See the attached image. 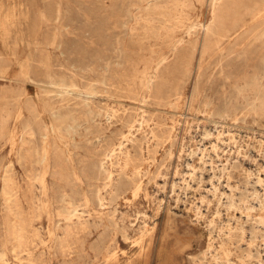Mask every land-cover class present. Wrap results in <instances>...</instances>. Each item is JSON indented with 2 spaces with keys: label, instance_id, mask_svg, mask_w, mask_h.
<instances>
[{
  "label": "rangeland",
  "instance_id": "rangeland-1",
  "mask_svg": "<svg viewBox=\"0 0 264 264\" xmlns=\"http://www.w3.org/2000/svg\"><path fill=\"white\" fill-rule=\"evenodd\" d=\"M168 1L16 0V11L3 13L0 20V32L4 36L0 39V88L10 84L21 88L25 97L36 102L39 118L46 124L47 131L36 164L22 162L19 142L27 110L22 105L12 113L16 123L12 142L9 148L0 146V251H7V261L0 264H17L20 255L29 257V253L18 250L20 245L31 251L35 264H258L259 258L264 260V221H259L260 216L264 218V195L262 191L254 195L257 187L260 188L258 176L264 174L261 163L264 164V17L248 22L236 34L212 36L217 40L213 41L205 31L206 23L215 15L211 0ZM8 3V0H0L2 12ZM157 6L160 9H156ZM192 23L195 27H191ZM48 39L52 40V45L47 47L45 40ZM55 41H59L58 44ZM12 58L17 61L14 67H11ZM51 78L72 81L75 85L64 86L68 92L61 91V86L52 83ZM44 86L54 91L47 94ZM109 106L117 108V115L112 119L106 116ZM224 106H239L250 113L240 112L238 121L218 113L210 119L206 117L208 108L221 110ZM143 113L142 125L137 124L129 133L131 138L125 140L132 161L130 167L124 169L125 178L128 173L133 174L132 184L143 181L141 194L134 195L129 190L101 206L90 197L88 182L82 174V159L99 160L101 148L118 144L123 134L129 132V124ZM206 128H210L212 134H206ZM221 128L236 130L237 138L219 140L218 146L213 147L210 139L216 141ZM54 141L64 153L63 164L56 162ZM206 146L209 148L205 149ZM8 165H12L10 171L21 185L23 211L28 220H32V225L17 239H11L12 228H4L5 213L1 210L3 175ZM192 166L196 167V173L190 178ZM64 178H73L85 195L89 210L82 211L80 207L83 215L79 226L59 221L57 209L63 203L56 201L55 196L66 183ZM207 196L211 201L206 203ZM148 226L153 227L148 230ZM105 233L110 234L109 237ZM59 239L63 240L64 248L60 247ZM98 241L100 244L103 241V251L118 253L117 258L105 261L96 248Z\"/></svg>",
  "mask_w": 264,
  "mask_h": 264
},
{
  "label": "bare ground",
  "instance_id": "bare-ground-1",
  "mask_svg": "<svg viewBox=\"0 0 264 264\" xmlns=\"http://www.w3.org/2000/svg\"><path fill=\"white\" fill-rule=\"evenodd\" d=\"M6 1V0H5ZM147 1V0H146ZM170 1V0H169ZM168 1V2H169ZM181 1V0H180ZM193 1V0H191ZM190 1V2H191ZM8 4H7V7L4 9V11L2 12L1 9H0V20L4 17L3 16V13L6 12V10H9V11H16V0H8ZM11 2L15 3V5H12ZM174 2V1H173ZM177 2V1H176ZM189 2V3H190ZM203 3V2H202ZM184 4V2H183ZM191 4V3H190ZM211 4L213 5V8L214 9V12H215V15H214V18L211 19V22L209 23H206V27H207V30L206 31V34L208 33L209 35V39L211 40L212 39V36H218V37H226L225 35H233V34H236L239 29H243L244 25L248 24V22L250 21H255V20H258L262 17H264V0H211ZM57 5V4H56ZM172 5V3H171ZM193 5V4H192ZM34 6V5H33ZM168 6V5H167ZM175 6V5H174ZM179 6V5H178ZM58 7V6H57ZM162 7V6H161ZM166 7V6H165ZM164 7V8H165ZM177 7V6H176ZM175 7V8H176ZM181 7V6H180ZM185 7V6H183ZM190 7V6H189ZM61 8V7H58V9ZM159 8L158 6L156 7V9ZM168 8V7H167ZM187 8V7H186ZM193 8V7H192ZM33 9V8H32ZM160 9V8H159ZM188 9V8H187ZM62 10V9H61ZM164 10V9H163ZM168 10V9H167ZM33 11V10H32ZM57 11V10H56ZM71 11V10H70ZM157 11V10H155ZM182 11V10H181ZM44 12V11H43ZM48 12V11H47ZM61 12V11H60ZM175 12V11H174ZM150 13V12H149ZM158 13V12H157ZM213 13V11H212ZM46 14V13H45ZM159 14H162V12H160ZM43 15V14H42ZM171 15V13H170ZM189 15V14H188ZM37 16V15H36ZM45 16V15H44ZM43 16V17H44ZM148 16V15H147ZM190 16V15H189ZM71 17V16H70ZM153 17V16H152ZM171 17V16H170ZM180 17V16H179ZM186 17V16H185ZM165 18V17H164ZM178 18V17H177ZM179 19V18H178ZM177 19V20H178ZM83 20V19H82ZM154 20V19H153ZM181 20V19H180ZM179 20V21H180ZM191 20V19H190ZM34 21V20H33ZM182 21V20H181ZM180 21V22H181ZM185 21V20H184ZM259 21V20H258ZM60 22V21H59ZM164 22V21H163ZM170 22V20H169ZM205 22V21H204ZM47 23V22H46ZM51 23V22H50ZM140 23V22H139ZM151 23V22H150ZM159 23V22H158ZM176 23V21H175ZM201 23V22H200ZM161 24V23H160ZM182 24V23H181ZM180 24V25H181ZM203 24V23H202ZM34 25V24H33ZM39 25V24H38ZM47 25V24H46ZM58 25V24H57ZM56 25V26H57ZM152 25V24H151ZM169 25V24H168ZM183 25V24H182ZM251 25V24H250ZM60 26V25H59ZM172 27V25H169ZM190 26V25H189ZM205 26V25H204ZM203 26V27H204ZM58 27V26H57ZM153 27V26H152ZM164 27V26H163ZM167 27V26H166ZM176 27V26H175ZM191 27H195V25H191ZM65 28V27H64ZM150 28V26H149ZM161 28V26H160ZM159 28V29H160ZM190 28V27H189ZM260 28H262L260 26ZM259 28V29H260ZM59 29V28H58ZM155 29V28H154ZM158 29V30H159ZM165 29V28H164ZM248 29V28H247ZM258 29V28H256ZM55 30V29H54ZM57 30V29H56ZM152 30V29H151ZM166 30V29H165ZM169 30V29H168ZM179 30V29H178ZM204 30V29H203ZM255 30V29H254ZM50 31V30H49ZM147 31V30H146ZM191 31V30H189ZM258 31V30H257ZM48 32V31H47ZM51 32V31H50ZM56 32V31H55ZM155 32V31H153ZM167 32V31H166ZM203 32V31H202ZM58 33H61V32H58ZM169 33V32H168ZM192 33V32H191ZM200 33V32H199ZM54 34V33H52ZM159 34V33H158ZM157 34V36H158ZM254 34V33H253ZM154 35V34H153ZM161 35V34H159ZM173 35V34H172ZM194 35V34H193ZM148 36V35H147ZM177 36V34H176ZM46 37L48 38V36L46 35ZM160 37V36H159ZM180 37V36H179ZM198 37V36H197ZM4 38V36L2 35V33L0 32V39L2 40ZM43 38V37H42ZM57 38V36H56ZM65 38V37H64ZM196 38V37H195ZM194 38V39H195ZM202 38V37H201ZM208 38V37H207ZM217 38V37H216ZM233 38V37H231ZM54 39V38H53ZM163 39V38H162ZM166 39V38H165ZM183 39V37H182ZM190 39V38H189ZM188 39V40H189ZM223 39V38H222ZM226 39V38H225ZM44 40V39H43ZM51 39H48L47 41L45 40V45L48 47L49 44H51L50 42ZM169 40V39H168ZM173 40V39H172ZM176 40V39H174ZM173 40V41H174ZM213 40V39H212ZM239 40V39H238ZM248 40V39H247ZM258 40V39H257ZM35 41H36V38H35ZM52 41V40H51ZM63 41V40H62ZM204 41V40H203ZM213 41H217V40H213ZM224 41V39H223ZM56 42V41H55ZM59 42V41H57ZM56 42V43H57ZM44 43V42H41V44ZM170 43V42H169ZM184 43V42H183ZM58 44V43H57ZM56 44V45H57ZM174 44V43H173ZM178 44V43H177ZM187 44V43H186ZM214 44V43H213ZM257 44V43H256ZM44 45V44H43ZM52 45V44H51ZM55 45V43H54ZM61 45V44H60ZM58 45V46H60ZM193 45V44H192ZM215 45H216V42H215ZM169 46V45H168ZM180 46V45H179ZM201 46V45H200ZM203 46V45H202ZM214 46V45H212ZM246 46V44L244 45ZM257 46V45H256ZM255 46V47H256ZM177 47V46H175ZM207 47H209V42L207 43ZM216 47V46H215ZM238 47V46H237ZM240 47V46H239ZM264 47V46H263ZM3 48V46H2ZM181 48V47H180ZM179 48V49H180ZM212 48V47H211ZM48 49V48H47ZM63 49V48H62ZM61 49V50H62ZM196 49V47H195ZM207 49V48H206ZM209 50V49H207ZM218 49V48H217ZM40 50V49H39ZM173 50V49H172ZM213 50V49H212ZM212 50L210 52H212ZM238 50V49H237ZM254 50V49H253ZM257 50V49H256ZM44 51V49L42 50V52ZM47 51V50H46ZM221 51V50H220ZM242 51V50H241ZM45 52V51H44ZM62 52V51H61ZM65 52V51H64ZM195 52V51H194ZM245 52V51H244ZM215 53V52H214ZM220 53V52H219ZM239 53V52H238ZM250 53V52H249ZM248 53V54H249ZM255 53V52H254ZM258 53V52H257ZM63 54V53H62ZM66 54V53H65ZM71 54V53H70ZM162 54V53H161ZM181 54V53H180ZM223 54V53H222ZM230 54V53H229ZM246 54V52H245ZM44 55V54H43ZM196 55V54H195ZM244 55V54H242ZM247 55V54H246ZM254 55V54H253ZM37 56V54H36ZM55 56V55H54ZM53 56V57H54ZM179 56V55H178ZM205 56V55H203ZM245 56V55H244ZM38 57V56H37ZM70 57V56H69ZM209 57V56H208ZM252 57V56H251ZM55 58V57H54ZM159 58V57H158ZM214 58V57H213ZM247 58V57H246ZM257 58V57H256ZM39 59V58H38ZM48 59V58H47ZM56 59V58H55ZM204 59V58H203ZM69 60V58H68ZM165 60V59H164ZM260 60V59H259ZM12 61V64H11V67H14L16 66V60H14L13 58L11 59ZM71 61V60H70ZM73 61V60H72ZM160 61V60H158ZM5 62V61H4ZM54 62V61H53ZM56 62V60H55ZM61 62V61H60ZM7 63V62H6ZM77 63V62H76ZM248 63V61H247ZM56 64V63H55ZM74 64V63H73ZM79 64V63H77ZM83 64V63H82ZM1 65V64H0ZM43 65V64H42ZM4 66V65H3ZM71 66V65H70ZM192 66V65H191ZM1 67V66H0ZM75 67V66H74ZM80 68L82 66H79ZM262 67V66H261ZM53 68V66H52ZM65 68V67H64ZM77 68V67H76ZM161 68V67H160ZM181 68V67H180ZM192 68V67H191ZM42 69V68H41ZM44 69V68H43ZM59 69V68H58ZM68 69V68H67ZM93 69V68H92ZM2 70V69H1ZM78 70V69H77ZM159 70V69H158ZM257 70V69H256ZM262 70V69H261ZM260 70V72H261ZM86 71V70H85ZM34 72V71H33ZM73 72V71H72ZM75 72V71H74ZM78 72V71H77ZM81 72V71H80ZM88 73V72H87ZM148 74V73H147ZM156 74V73H155ZM191 74V73H190ZM255 74V72H254ZM39 75V74H38ZM179 75V74H178ZM87 76V75H85ZM154 76V75H153ZM250 76V75H249ZM105 77V76H104ZM179 77V76H178ZM181 78H183L182 76H180ZM84 78V77H83ZM86 78V77H85ZM89 78V77H88ZM95 78V77H94ZM93 78V79H94ZM259 78V77H258ZM17 79V78H16ZM92 79V78H91ZM90 79V80H91ZM108 79V78H107ZM148 79V78H147ZM71 80V79H70ZM96 80V79H95ZM247 80V79H246ZM12 81V80H11ZM44 81V80H42ZM50 81L52 83H54L55 85H58L61 86V91L63 90H66V92L69 91V89H65L64 86L66 87H71L73 85H75V83H73L72 81L71 82H66V81H55L53 78L50 79ZM88 81V80H87ZM145 81V80H144ZM148 81V80H147ZM95 82V81H94ZM93 82V83H94ZM154 82V80H153ZM151 82V83H153ZM245 82V81H244ZM25 83V82H24ZM91 83V82H89ZM105 83V82H104ZM108 83V82H107ZM129 83V82H128ZM16 84V83H15ZM22 84V83H20ZM26 84V83H25ZM46 83H44L43 85H45ZM114 84V83H113ZM112 84V85H113ZM143 84V83H142ZM147 84V83H146ZM246 84V83H245ZM86 85V84H85ZM84 85V86H85ZM97 85V83L95 84ZM110 85V84H108ZM120 85V84H119ZM124 85V84H123ZM17 85H9L7 87H3V88H0V146L2 147H6V148H9V145L11 144L12 142V139H13V130H14V127L16 125L15 121H14V115L12 114L15 110H18L22 105H23V108H25L27 110V118L24 120L23 122V127H22V134H21V140L19 142V155H20V159L22 162H26V163H31L33 164L35 161L38 160V155L40 154V151H41V148H42V145H41V141L44 139V137L46 136V131H47V126L46 124L39 118V112H38V106L36 104V102L31 99L30 97H25L26 95H23V93L21 92V88H17L16 87ZM121 86V85H120ZM134 86V85H133ZM151 86V85H150ZM176 86V84H175ZM21 87V86H20ZM41 87V86H40ZM57 87V86H56ZM83 87V85H82ZM102 87V86H101ZM100 87V88H101ZM105 87V86H104ZM152 87V86H151ZM172 87V86H171ZM262 87V86H261ZM74 88V87H73ZM72 88V89H73ZM89 88V87H88ZM112 88V86H111ZM110 88V89H111ZM117 88V87H116ZM130 88V87H129ZM132 88V87H131ZM244 88V87H243ZM105 89V88H104ZM115 89V88H114ZM121 89V88H120ZM239 89V88H238ZM237 89V90H238ZM257 89V88H256ZM259 89V87H258ZM43 90L48 94L49 92L51 91H54L53 89H50V88H46L45 86L43 87ZM57 90V89H56ZM85 91V89H83ZM97 90V89H96ZM100 90V89H99ZM102 90V89H101ZM123 90V89H122ZM135 90H136V87H135ZM161 91H163L162 89H160ZM240 90V89H239ZM260 90V89H259ZM263 90V89H262ZM104 91V90H102ZM113 91V89H112ZM117 91V90H116ZM141 91H142V88H141ZM149 91H150V88H149ZM248 91H249V88H248ZM79 92V90H78ZM89 92V91H88ZM87 92V93H88ZM134 92V90L132 91ZM139 92V90H138ZM138 92H137V95H138ZM182 92V91H181ZM236 92V91H235ZM258 92V91H257ZM71 93V92H70ZM90 93V92H89ZM100 93V92H99ZM135 93V92H134ZM249 93V92H248ZM53 94V93H52ZM59 94V93H58ZM68 94V93H67ZM130 94V93H129ZM140 94V93H139ZM159 94H162L161 92H159ZM253 94V92H252ZM251 94V95H252ZM256 94V93H255ZM51 95V94H50ZM57 95V94H56ZM70 95V94H69ZM111 95V94H110ZM144 95V94H143ZM158 95V94H157ZM176 95V94H175ZM260 95V94H259ZM47 96V95H46ZM55 96V95H54ZM62 96V95H61ZM88 96V95H87ZM91 96V95H90ZM93 96V95H92ZM140 96V95H139ZM149 96V95H148ZM180 96V95H179ZM201 96V95H200ZM237 96V95H236ZM253 96V95H252ZM143 97V96H142ZM146 97V96H145ZM157 97V96H155ZM160 97V96H159ZM158 97V98H159ZM169 97V96H168ZM173 97V96H172ZM254 97V96H253ZM157 98V100H158ZM256 98V96H255ZM262 98V97H261ZM264 98V96H263ZM48 101L50 98H47ZM145 99V98H144ZM162 99V97H161ZM169 99V98H168ZM171 99V98H170ZM198 99V98H197ZM249 99V98H248ZM254 99V98H253ZM258 99V98H257ZM149 100V99H148ZM247 100V99H246ZM262 100V99H260ZM264 100V99H263ZM161 101V100H160ZM207 101V100H206ZM242 101V100H241ZM255 101V100H254ZM74 102V101H73ZM72 102V104H73ZM91 102V101H90ZM253 102V101H252ZM258 102V101H257ZM75 103V102H74ZM92 103V102H91ZM121 103V102H120ZM210 103V102H209ZM228 103V102H226ZM244 103V102H243ZM254 103V102H253ZM256 103V102H255ZM260 103V102H258ZM263 103V102H262ZM49 104V103H48ZM83 104V103H82ZM109 104V103H108ZM114 104V103H113ZM125 104V103H124ZM127 104V103H126ZM148 104V103H147ZM173 104V103H172ZM171 104V105H172ZM208 104V103H207ZM229 104V103H228ZM227 104V105H228ZM240 104V103H239ZM245 104V103H244ZM91 105V104H90ZM260 105V104H259ZM101 106V105H100ZM140 106V105H139ZM147 106V105H146ZM200 106V105H199ZM255 106V105H254ZM67 107H69L67 105ZM80 107V106H79ZM88 107V106H87ZM108 107V106H107ZM149 107V106H148ZM208 107V106H207ZM225 107V106H224ZM90 108V107H89ZM88 108V109H89ZM103 108V107H102ZM130 108V107H129ZM147 108V107H146ZM212 108V107H211ZM249 108V107H248ZM253 108V107H252ZM71 109H73L71 107ZM94 109V108H92ZM106 109V108H105ZM156 109V108H155ZM209 109V108H208ZM207 109V118L210 119V117H212L211 115H215V114H219L221 116H225V117H231L233 119H235V121H238L240 120V117H239V113L242 112L244 115H247V113L249 114L250 112L249 111H244V109H240L239 106H226L224 109L222 108L221 110H208ZM251 109V108H250ZM74 110V109H73ZM77 110V108L75 109ZM79 110V109H78ZM101 110V108H100ZM140 110V109H139ZM142 110V108H141ZM149 110V109H148ZM246 110V109H245ZM99 111V110H98ZM145 111V110H144ZM244 111V112H243ZM255 111V110H254ZM263 111V110H262ZM53 112V111H52ZM59 112V111H58ZM75 112V111H74ZM81 113V111H79ZM84 112V111H83ZM88 112V110H87ZM96 112V111H95ZM100 112V111H99ZM102 112V111H101ZM123 112V111H122ZM143 112V111H142ZM63 113H66V112H63ZM121 113V112H120ZM128 113V111H127ZM201 113V112H200ZM255 113V112H254ZM263 113V112H262ZM51 114V113H50ZM61 114V113H60ZM69 114V113H68ZM97 114V113H96ZM135 114V113H134ZM199 114V113H198ZM261 114V113H260ZM13 115V116H12ZM99 115V113L97 114V116ZM102 115V114H101ZM117 115V108L115 109L114 107H110L107 108L106 110V116L108 119H112V117H115ZM125 115V114H123ZM128 115V114H127ZM155 115V114H154ZM153 115V116H154ZM52 116V115H51ZM56 116H58L56 114ZM120 116V115H119ZM133 116V115H132ZM63 117V116H62ZM149 117V116H148ZM151 117V116H150ZM156 117V115H155ZM248 117V116H247ZM93 118V117H92ZM95 118V116H94ZM144 118H145V113H143L141 116L137 117L134 119V122L131 124H129V128H128V133H125L123 134L122 136V139L120 138L118 144L116 145H110L111 147H106L108 144H106V148L105 149H102L100 150V154H99V160L97 159V161H94L91 157L90 158H84L82 159L84 161V167H83V173L84 174V179L87 180L88 182V191H89V194H90V197L94 200V202L96 201L99 205L101 206H104L106 204H108L111 200H114L115 198H118L120 196V194H125V193H128V191L130 190L131 194H141L139 193L140 190L142 189L143 187V181L142 180H139V181H136L135 183L132 184V181H133V177L132 175H129L128 173V176L125 178L124 177V169L125 168H128V166L130 167V161L131 160V157H130V153L128 152V145L127 143H125V140H129L132 136V134H129L130 132L132 133L133 132V128L135 126H137V124H141L143 123L144 121ZM262 118V117H261ZM74 119V118H73ZM78 119V117H77ZM76 119V120H77ZM107 119V120H108ZM119 119V118H118ZM148 119V118H147ZM157 119V118H156ZM155 119V120H156ZM193 119V118H192ZM79 120V119H78ZM91 120H95V119H91ZM115 120V119H114ZM122 120V119H121ZM129 120V119H128ZM85 121V120H83ZM151 121V120H150ZM89 122V121H87ZM158 122V121H157ZM194 122V121H193ZM82 123V122H81ZM125 123V122H124ZM150 123V122H149ZM252 123V122H251ZM109 124V123H108ZM123 124V123H122ZM128 124V123H127ZM191 124V123H190ZM252 125V124H251ZM128 126V125H127ZM140 126V125H139ZM155 126V125H154ZM157 126V125H156ZM159 126V125H158ZM82 127V126H80ZM100 127V126H99ZM160 127V126H159ZM71 128V127H70ZM121 128V127H120ZM136 128V127H135ZM140 128V127H139ZM144 128V127H143ZM157 128V127H156ZM161 128V127H160ZM87 129V128H86ZM151 129V128H150ZM175 129V128H174ZM178 129V128H177ZM88 130V129H87ZM102 130V129H101ZM154 130V129H153ZM152 130V131H153ZM156 130V129H155ZM103 131V130H102ZM105 131V130H104ZM159 131V130H158ZM186 131V130H185ZM236 131V130H235ZM235 131H232L231 129L229 128H221L220 130H218V133H217V140L216 141H213V139L211 138L210 139V142H211V146L213 147H217L218 146V143H219V140H225V139H233V141L237 138V133ZM262 131V130H261ZM96 132V131H95ZM100 132V131H99ZM121 133V132H120ZM135 133V132H134ZM153 133V132H152ZM151 133V134H152ZM157 133V131H156ZM205 133L206 134H212V131L210 128H206L205 129ZM261 133V132H260ZM263 133V132H262ZM114 134V133H113ZM163 134V133H162ZM216 134V133H215ZM252 134V133H251ZM108 135V134H107ZM115 135V134H114ZM154 135V134H153ZM159 135V134H158ZM161 135V134H160ZM260 135V134H259ZM262 135V134H261ZM101 136V135H100ZM113 136V135H112ZM111 136V137H112ZM117 136V135H116ZM152 136V135H151ZM172 136V135H171ZM191 136V135H190ZM106 137V136H105ZM118 137V136H117ZM155 137V136H154ZM164 137V136H163ZM208 137V136H207ZM214 137V136H213ZM216 137V136H215ZM261 137V136H260ZM95 138H98V137H95ZM109 138V137H108ZM119 138V137H118ZM135 138V137H134ZM156 138V137H155ZM173 138V137H172ZM195 138V137H194ZM257 139V138H256ZM261 139V138H260ZM101 140V139H100ZM155 140V139H154ZM163 140V139H162ZM207 140V139H206ZM264 140V139H263ZM107 141V140H106ZM118 141V140H117ZM133 141V140H131ZM187 141V140H186ZM192 141V140H191ZM208 141V140H207ZM232 141V142H233ZM262 141V140H261ZM116 142V141H115ZM156 142V141H155ZM231 142V143H232ZM94 143V142H93ZM108 143V142H107ZM111 143V141H110ZM152 143V142H151ZM175 143V142H174ZM225 143V142H224ZM230 143V142H229ZM234 143V142H233ZM101 144V143H99ZM112 144H114L112 142ZM150 144V143H149ZM196 144V143H195ZM202 144V143H201ZM236 144V143H235ZM53 152H54V155H55V158H56V162L58 164H63L65 162V156H64V153L60 147V145L54 141L53 142ZM87 145V144H86ZM83 146V144H82ZM221 146V145H220ZM228 146V144H227ZM240 146V145H239ZM245 146V145H244ZM75 147V146H74ZM101 147V145H100ZM198 147V146H197ZM208 146L205 147V149H207ZM209 148V147H208ZM204 149V150H205ZM217 149V148H216ZM86 150V149H85ZM185 150V149H184ZM187 150V149H186ZM203 150V151H204ZM209 150V149H208ZM236 150V149H235ZM248 150V149H247ZM257 150V149H255ZM190 151V150H188ZM202 151V150H201ZM249 151V150H248ZM252 151V150H251ZM99 152V151H98ZM206 153V151H204ZM203 152V153H204ZM254 152V151H253ZM217 153V152H216ZM227 153V152H226ZM230 153V152H229ZM250 153V152H249ZM252 154V152H251ZM258 154H260L258 152ZM151 155V154H150ZM154 155V154H153ZM206 155V154H205ZM208 155V154H207ZM225 155V154H224ZM228 155V154H227ZM234 155V154H233ZM255 155V154H254ZM204 156V155H203ZM236 156V155H235ZM253 156V154H252ZM83 157V155L81 156ZM80 157V159H81ZM85 157V156H84ZM168 157V156H167ZM185 157V156H184ZM238 157V156H237ZM251 157V156H250ZM248 157V158H250ZM98 158V157H97ZM180 158V157H179ZM234 158V157H233ZM239 158V157H238ZM253 158V157H252ZM251 159V158H250ZM261 159V158H260ZM134 160V159H133ZM137 160V159H136ZM162 160V159H161ZM183 160V159H182ZM255 160V159H254ZM53 161V159H52ZM260 161V160H259ZM135 162V161H134ZM186 163V161H184ZM82 163V162H81ZM145 163V162H144ZM159 163V162H158ZM205 163V162H204ZM256 163V162H254ZM262 165L264 166L263 162L261 161ZM12 164V163H10ZM14 164V163H13ZM36 164V163H34ZM136 164V163H135ZM134 164V165H135ZM190 164V163H188ZM257 164V163H256ZM80 165V164H79ZM137 165V164H136ZM167 165V164H166ZM180 165V164H179ZM178 165V167H179ZM260 165V164H259ZM258 165V166H259ZM259 166V167H262ZM14 167V166H13ZM135 167V166H134ZM177 167V168H178ZM183 167V166H182ZM193 167V166H192ZM223 167V166H222ZM241 167V166H240ZM136 168V167H135ZM191 168V167H190ZM189 168V169H190ZM213 168V167H212ZM12 169V165H8L7 168H6V174L5 176L3 175L4 177V186L2 188V208L1 210L4 211L5 215L3 216L4 218V222H3V226L5 229L7 228H12L13 231L11 232V236L12 238L11 239H17L19 237H22L23 236V233L24 231L28 228V226H31L32 225V220H28V218L26 217V214L24 213L23 211V207H22V204H23V195H22V191H21V185L20 183L18 182V179L16 178V175L11 172L10 170ZM133 169V168H132ZM138 169V168H137ZM140 169V168H139ZM188 169V170H189ZM136 170V169H135ZM180 170V169H179ZM205 170V169H204ZM264 170V169H263ZM5 171V170H4ZM11 173H10V172ZM140 171V170H139ZM189 176L190 178H193L195 176V173H196V167L194 166L191 170H189ZM221 171V170H220ZM254 171V170H252ZM82 172V171H81ZM128 172V171H127ZM169 172V171H168ZM228 172V171H227ZM257 172V171H256ZM133 173V172H132ZM180 173V172H179ZM187 173V172H186ZM184 175V173H181ZM211 174V173H210ZM217 174V173H216ZM223 174V173H222ZM226 174V173H225ZM55 175V174H54ZM137 175V174H136ZM182 175V176H183ZM187 176V175H185ZM210 176V175H209ZM224 176V175H222ZM67 177H69L67 175ZM161 177V176H160ZM207 177V176H205ZM185 178V177H184ZM257 178V177H256ZM30 179V178H29ZM65 179V178H64ZM162 179V178H161ZM205 179V178H204ZM3 180V179H2ZM66 180V183L63 184V186L61 187L60 191L58 194H56L55 198H56V201L58 202H62L63 205L61 208L57 209L58 210V216H59V221L62 222V220H64L66 222L67 225H70V226H79L81 223V219H82V212L80 211V207H82V211H85V210H89L87 209V206H86V202H85V195L84 193L81 191L80 187L77 185V182L71 178V179H65ZM84 180V181H85ZM185 180L187 181V178H185ZM190 180V179H189ZM188 180V181H189ZM199 180V179H198ZM210 180V179H209ZM220 180V179H219ZM255 180V179H254ZM258 180L260 181V188L257 187L254 195H258V194H261L259 193V191L263 192L262 195H264V174H259L258 176ZM35 181V180H34ZM164 181V180H163ZM185 181V182H186ZM256 181V180H255ZM178 182V181H177ZM208 182V181H207ZM229 182V181H228ZM187 183V182H186ZM206 183V182H205ZM220 183V182H219ZM222 183V182H221ZM153 184V183H152ZM178 184V183H177ZM210 184V182L208 183ZM213 184V183H212ZM215 184V183H214ZM217 186H218V183H216ZM237 184V183H236ZM174 186V185H173ZM185 186V184H184ZM196 186V185H195ZM241 186V185H240ZM156 187V186H155ZM192 187V186H191ZM215 187V190H216V185L214 186ZM230 187V186H228ZM232 187V186H231ZM238 187V186H237ZM252 187V186H251ZM250 187V188H251ZM60 188V187H59ZM200 188V186H199ZM226 188V187H225ZM58 189V188H57ZM202 189V188H201ZM213 189V188H212ZM220 189V188H219ZM218 189V190H219ZM249 189V188H248ZM146 190V189H145ZM227 190V189H226ZM255 190V189H254ZM210 191V190H209ZM209 191H207L208 193H210ZM214 191V190H213ZM231 191V190H230ZM203 192V191H201ZM227 191H225V194H226ZM254 192V191H253ZM157 194V193H156ZM161 194V193H160ZM202 194V193H201ZM207 194V193H206ZM215 194V193H214ZM219 194V192H218ZM224 194V195H225ZM228 194V193H227ZM226 194V195H227ZM213 195V194H212ZM217 195V194H216ZM225 195V196H226ZM236 195V194H235ZM123 196V195H121ZM180 195H178L179 197ZM204 196V194H203ZM206 196V195H205ZM204 196V198H205ZM209 196V195H208ZM208 196H207V202L211 201V200H208ZM220 196H221V192H220ZM218 196V197H220ZM228 196V195H227ZM226 196V198H228ZM44 197V196H43ZM125 197H128V196H125ZM139 197V196H138ZM217 197V196H216ZM224 197V196H223ZM263 198V196H260ZM133 198V197H132ZM131 198V199H132ZM221 198V197H220ZM257 199V197H255ZM210 199H212L210 197ZM238 199V197H237ZM255 199V200H256ZM225 200V199H224ZM230 200V199H229ZM239 200V199H238ZM250 200V199H249ZM186 201V200H185ZM199 201V200H198ZM227 201V200H225ZM264 201V200H262ZM174 202V201H173ZM197 202V201H196ZM201 202V201H200ZM223 202V201H222ZM230 202V201H229ZM39 203V202H38ZM96 203V204H97ZM187 203V202H186ZM195 203V202H194ZM199 203V202H198ZM263 203V202H262ZM181 204V203H180ZM197 204V203H196ZM195 204V205H196ZM211 204V203H210ZM238 204V203H237ZM244 204V203H242ZM246 204V203H245ZM257 204V203H256ZM260 204V203H259ZM161 205V204H160ZM187 205V204H186ZM193 205V204H192ZM202 205V204H201ZM207 205V204H206ZM209 205V204H208ZM212 205V204H211ZM209 205V206H211ZM221 205V204H219ZM251 205V203H250ZM93 206V205H92ZM194 206V205H193ZM213 206V205H212ZM217 206V205H216ZM224 206V204H223ZM230 206V205H229ZM228 206V207H229ZM247 206V205H246ZM256 206V205H255ZM255 206L253 208H255ZM100 207V206H99ZM200 205L197 206V209L199 210L200 208ZM203 207V206H202ZM208 207V206H207ZM227 207V208H228ZM191 208H195L196 207H191ZM220 208V206H219ZM230 208V207H229ZM232 208V207H231ZM235 208V207H234ZM262 208V206H261ZM264 208V207H263ZM216 209V208H215ZM222 209V208H221ZM220 209V210H221ZM226 209V208H225ZM237 209V208H236ZM256 209V208H255ZM260 209V207H259ZM93 210V209H92ZM109 210V209H108ZM188 210V209H187ZM210 210V209H209ZM248 210V209H247ZM257 210H258V207H257ZM261 210V209H260ZM51 211V210H50ZM201 211V209H200ZM216 211V210H215ZM234 211V210H233ZM246 211V210H245ZM254 211V210H253ZM198 212V211H197ZM196 212V213H197ZM210 212V211H209ZM213 212V211H212ZM240 212V211H239ZM250 212V211H249ZM260 212V211H258ZM200 213V212H199ZM207 213V212H206ZM233 213V212H231ZM12 215V218H8V215ZM146 214V213H145ZM144 214V215H145ZM256 214V213H255ZM154 215V214H153ZM211 215H216V214H210L209 216ZM229 215V214H228ZM231 215V214H230ZM235 215V214H234ZM246 215V214H245ZM264 215V213H263ZM74 216H78V219L75 220L74 219ZM197 216V214H196ZM205 216V215H204ZM203 216V218H204ZM241 216V215H240ZM260 216V215H259ZM200 217V216H198ZM234 217V216H233ZM236 217H238L236 215ZM247 217V216H246ZM202 218V219H203ZM208 218V217H206ZM211 218V217H209ZM208 218V219H209ZM241 218V217H240ZM205 219V218H204ZM223 219V218H222ZM263 216H260L259 217V221H264L263 220ZM139 220V219H138ZM198 220V219H197ZM224 220V219H223ZM237 219L235 218V221ZM243 220V219H242ZM144 221V220H143ZM200 221V220H199ZM234 221V222H235ZM59 222V223H60ZM80 222V223H79ZM154 222V221H152ZM218 222V221H217ZM241 222V221H240ZM257 222V221H256ZM145 223V222H144ZM10 224L12 226H10ZM79 224V225H78ZM147 224L148 221H147ZM205 224V223H204ZM251 224V223H250ZM261 224V223H260ZM145 225V224H144ZM156 225V224H155ZM219 225V224H217ZM223 225V224H222ZM226 225V224H225ZM234 225V224H233ZM255 225V224H254ZM59 226V224H58ZM57 226V227H58ZM154 226V225H153ZM153 226H148V230H150V228H152ZM229 226V225H228ZM231 226V225H230ZM249 226V225H248ZM256 226V225H255ZM206 227V226H205ZM222 227V226H221ZM235 227V226H234ZM261 227V226H260ZM107 228V227H106ZM58 229V228H56ZM63 229V228H62ZM65 229V228H64ZM143 229V228H142ZM218 229V228H217ZM233 229V228H232ZM246 229V227H245ZM260 229V228H259ZM262 229V228H261ZM139 230V229H138ZM154 230V228H153ZM228 229H226L225 231L227 232ZM111 231V230H110ZM147 231V230H146ZM217 231V230H216ZM103 232H106V231H103ZM150 232V231H149ZM148 232V234H149ZM64 233V232H63ZM108 233H110L108 231ZM108 233H105L106 235ZM116 233V232H115ZM143 233V232H142ZM245 233V232H244ZM251 233V232H250ZM104 234V235H105ZM258 233L256 232V237L258 236L257 235ZM110 235V234H109ZM109 235H107V237H109ZM224 235V234H223ZM166 236V234H165ZM217 236V235H216ZM219 236V235H218ZM247 236V235H246ZM43 237V236H42ZM168 237V236H167ZM211 237V236H210ZM214 237V236H213ZM212 237V238H213ZM35 238V237H34ZM101 238V236H100ZM245 238V237H244ZM258 238V237H257ZM264 238V237H263ZM10 239V238H9ZM102 239V238H101ZM142 239V238H140ZM246 239V238H245ZM248 239V238H247ZM100 240V239H99ZM107 240V239H105ZM170 240V238H169ZM216 240V239H215ZM143 242V239L141 240ZM139 241V242H141ZM59 242H60V247L64 248L65 247V244L63 242L62 239H59ZM103 242V241H102ZM100 244V242L98 241L99 245L96 247L98 248V253H102L103 256H104V259L105 261L107 262H111L113 260H115L118 256V253H107L106 251H103L102 250V247L104 248V244ZM138 242V244H139ZM151 242V241H150ZM149 242V243H150ZM214 242V240L212 241ZM219 242V241H218ZM116 243V242H115ZM114 243V244H115ZM145 243V242H144ZM216 243V242H215ZM56 244V243H55ZM137 244V242H136ZM111 245V244H110ZM109 245V246H110ZM133 245V244H132ZM209 245V244H208ZM217 245V244H216ZM215 245V246H216ZM14 246V245H13ZM70 246V245H69ZM114 246V245H113ZM140 246V245H139ZM18 247V250L20 251H25L26 253H29V257L27 256H17L18 260H16V263L17 264H35V261L34 259L32 258V253L31 251L27 248V246H23V245H20V246H17ZM16 247V248H17ZM168 247V246H167ZM55 248V247H54ZM113 248V247H111ZM110 248V249H111ZM142 248V247H141ZM147 248V247H146ZM169 248V247H168ZM209 248H211V245L209 246ZM216 248V247H215ZM219 248V247H218ZM264 248V247H263ZM107 249V248H106ZM255 248H253L254 250ZM143 250V249H142ZM164 250V249H163ZM169 250V249H168ZM167 250V251H168ZM213 250H214V245H213ZM217 250V249H216ZM261 251V250H260ZM263 251V250H262ZM14 252V251H13ZM222 252V251H221ZM255 252V250H254ZM253 252V253H254ZM64 253V252H63ZM169 253V252H168ZM204 253V252H203ZM214 253V251H213ZM216 253V252H215ZM219 253V252H218ZM141 254V253H140ZM143 254V253H142ZM176 254V253H175ZM202 254V253H201ZM205 254V253H204ZM7 251H0V262H5L7 261ZM166 255V254H165ZM170 255V254H169ZM207 257H208V254H206ZM249 254H247L248 256ZM210 256V255H209ZM212 256V255H211ZM219 256V255H218ZM217 256V257H218ZM245 256V255H244ZM263 256V255H262ZM172 257V256H171ZM195 257V256H194ZM200 257V256H199ZM206 257V256H205ZM206 257V258H207ZM222 257V256H220ZM219 257V258H220ZM229 257V256H228ZM232 257V256H231ZM250 257V256H249ZM210 258V257H209ZM263 258V257H262ZM262 258H259L258 260V264H263L264 263V260ZM218 259V258H217ZM255 259V258H254ZM168 260V259H167ZM199 260V259H198ZM207 260V259H206ZM205 260V261H206ZM165 261V260H164ZM176 261V260H175ZM242 261V260H241ZM166 262V261H165ZM178 262V261H177ZM207 262V261H206ZM213 262V261H212ZM228 262V261H227ZM169 263V261H168ZM172 263V262H171ZM179 263V262H178ZM229 263V262H228ZM255 263H256V260H255ZM212 264V263H211ZM218 264V263H217ZM222 264V263H221ZM244 264V262L242 263Z\"/></svg>",
  "mask_w": 264,
  "mask_h": 264
}]
</instances>
